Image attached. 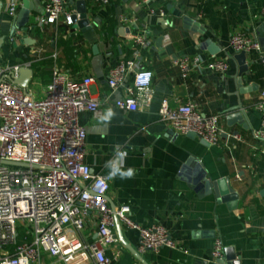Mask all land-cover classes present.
<instances>
[{
  "label": "crops",
  "instance_id": "1",
  "mask_svg": "<svg viewBox=\"0 0 264 264\" xmlns=\"http://www.w3.org/2000/svg\"><path fill=\"white\" fill-rule=\"evenodd\" d=\"M24 1L34 10L27 31L21 32L14 30V20ZM78 1L87 5L92 26L89 31L59 25L38 34L31 29L44 14L46 0H19L15 17L8 14L10 0H0V65L30 64L33 78L29 89L36 80L42 87L41 95L35 93L37 97L43 96L53 70L58 68L77 81L93 77L90 95L108 100L104 112L111 108L115 113L110 121L95 120L87 112L79 115V124L87 133L85 163L94 174L107 177L108 163L116 160V152H126L118 162L120 170L133 169L134 175L131 179H111L107 200L114 206L129 203L136 224L163 226L189 252L168 248L159 253L140 252L138 232L120 226L117 234L122 251L114 264H222L212 260L216 239L224 246V264H264V159L253 151L261 145L252 137L253 131L261 129V115L255 106L264 92V48L262 53L248 54L249 69L242 76L243 86L255 88L244 95L237 94L234 78L238 69L229 59L235 55L230 46L235 34L264 39V0H156L149 6L143 0H111L108 7L97 6L95 0H69V9L77 12ZM122 16L132 17L137 23L124 25ZM185 18L197 20L205 34L189 29ZM95 19L100 22L94 23ZM143 28L149 29L153 46L140 54L136 67L153 72L154 98L148 108L126 112L114 106L123 97V90H110L108 71L119 61L132 58L136 47L130 36ZM207 41L221 52L212 56L208 46L202 48ZM196 56L225 60L229 71L218 74L201 67L183 80L176 62ZM165 100L171 107L189 101L198 103L202 114L221 118L226 132L223 141L227 134L238 135L241 140L231 141L229 152L222 145H205L197 137L171 131L159 117ZM239 103L247 129L227 121L229 109ZM191 158L199 161L212 181H227L238 196L235 205L215 195L198 197L194 184L197 172L191 165L188 172H183ZM95 231L93 220L84 235L92 234L93 241L97 238ZM86 261L80 253L74 255L71 264ZM47 262L45 259L41 264Z\"/></svg>",
  "mask_w": 264,
  "mask_h": 264
},
{
  "label": "built area",
  "instance_id": "2",
  "mask_svg": "<svg viewBox=\"0 0 264 264\" xmlns=\"http://www.w3.org/2000/svg\"><path fill=\"white\" fill-rule=\"evenodd\" d=\"M155 1L143 0V4L149 6ZM95 4L108 7L111 0H95ZM18 8L19 0H10L8 14L15 17ZM159 13L165 17L164 11ZM74 15L69 0H46L44 14L31 30L59 25L72 30ZM120 22L135 26L137 20L122 16ZM130 40L135 53L109 69L107 84L111 91L123 90L115 108L137 112L148 108L154 98L153 72L136 67L138 57L152 48L153 40L148 28L130 36ZM230 46L235 53H262L257 38L243 33L235 34ZM176 66L183 80L201 67L218 74L230 68L225 60L200 56L182 58ZM30 67L0 65V162L16 164L0 163V264H41L45 259L47 264H71L74 255L80 253L86 256L84 264H114L122 251L118 225L138 232L140 252L159 253L168 248L189 254L163 226L136 224L129 203L110 204V180L94 174L85 163L87 133L79 124V115L87 112L95 120H102L108 103L90 95L94 78L77 81L56 68L43 96L37 97L29 87L23 90L14 84L20 70ZM255 109L261 115V129L253 131L252 137L261 146L253 147V151L264 159V92ZM159 117L171 131L194 134L208 145H222L229 152L231 141L241 140L238 135L227 134L223 141L226 132L221 118L202 114L193 101L171 107L165 100ZM93 220L97 238L92 241L93 235L84 233ZM223 255V243L216 239L212 260H222Z\"/></svg>",
  "mask_w": 264,
  "mask_h": 264
},
{
  "label": "water",
  "instance_id": "3",
  "mask_svg": "<svg viewBox=\"0 0 264 264\" xmlns=\"http://www.w3.org/2000/svg\"><path fill=\"white\" fill-rule=\"evenodd\" d=\"M77 12L76 15L73 16V23L75 29H80L83 32L89 31L91 26V20L88 14V8L84 1H78L76 3ZM34 10L33 5L28 4L27 1H24L23 7L18 14V16L15 18V29L14 30H21V32H26V25L29 22V17L31 12ZM100 22L99 19H95L94 23L98 24ZM184 23L189 29L198 32L199 34L203 35L205 34V29L201 26V24L195 20V19H189L185 18ZM163 39H160L162 42ZM257 42L259 43L261 50L264 48V39L260 38L257 39ZM159 46V44L157 45ZM208 46V52L212 56H216L221 52V49L214 45L211 41H207L205 45L202 46ZM160 47V46H159ZM248 58V54L245 52L235 53L234 56L229 57L230 60L235 61L237 65V73L234 78L235 85L238 90V96L244 95L251 92V88H255L253 85L252 87H244L243 86V80L242 76L243 74L248 72V65L246 64ZM33 78V72L31 69H21L19 78L14 80V84L19 86L21 89L26 90L29 86L31 80ZM230 115L227 117V121L232 123H239L243 128L247 129L248 125L246 123V115L244 110L242 109L241 103L238 104L237 107H234L232 109H229ZM191 138H196L194 134L188 135ZM203 144L208 145L206 142L203 141ZM1 164L5 165H16L14 163L10 162H0ZM193 166L194 170L197 172V179L195 181L196 185V192L198 193V197H207L210 195H215L218 200L224 199L228 202H234L238 199L237 194L230 188V186H227L226 180L221 181H212L210 177H208L207 172L203 169L202 165L194 158H191L186 166L184 167L183 172H188L189 167ZM117 229H120V226H117ZM220 263L224 264L225 260H220Z\"/></svg>",
  "mask_w": 264,
  "mask_h": 264
},
{
  "label": "clouds",
  "instance_id": "4",
  "mask_svg": "<svg viewBox=\"0 0 264 264\" xmlns=\"http://www.w3.org/2000/svg\"><path fill=\"white\" fill-rule=\"evenodd\" d=\"M115 113L111 108H108L104 114H103V121L108 122L114 117ZM127 155L126 152H116V160L110 161L108 163V168H109V174L106 177L107 180H111L115 178L116 176H119L121 179H131L134 175V170L133 169H128L127 171H121L118 162L122 161L125 156Z\"/></svg>",
  "mask_w": 264,
  "mask_h": 264
},
{
  "label": "rangeland",
  "instance_id": "5",
  "mask_svg": "<svg viewBox=\"0 0 264 264\" xmlns=\"http://www.w3.org/2000/svg\"><path fill=\"white\" fill-rule=\"evenodd\" d=\"M30 88L33 90V92H35L37 95H41L42 93V87L40 85L39 81H33V83H31Z\"/></svg>",
  "mask_w": 264,
  "mask_h": 264
},
{
  "label": "trees",
  "instance_id": "6",
  "mask_svg": "<svg viewBox=\"0 0 264 264\" xmlns=\"http://www.w3.org/2000/svg\"><path fill=\"white\" fill-rule=\"evenodd\" d=\"M36 33H38V34H39V33H40V30H39V29H36Z\"/></svg>",
  "mask_w": 264,
  "mask_h": 264
}]
</instances>
